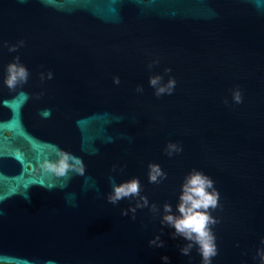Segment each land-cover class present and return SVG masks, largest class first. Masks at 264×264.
Masks as SVG:
<instances>
[{
  "label": "water",
  "instance_id": "95a60500",
  "mask_svg": "<svg viewBox=\"0 0 264 264\" xmlns=\"http://www.w3.org/2000/svg\"><path fill=\"white\" fill-rule=\"evenodd\" d=\"M16 56L30 77L9 90ZM61 150L83 175L40 168ZM149 164L167 178L149 183ZM193 171L219 192L212 264H261L264 0H0V264H201L161 223ZM132 179L139 196L109 203Z\"/></svg>",
  "mask_w": 264,
  "mask_h": 264
},
{
  "label": "clouds",
  "instance_id": "9594fccd",
  "mask_svg": "<svg viewBox=\"0 0 264 264\" xmlns=\"http://www.w3.org/2000/svg\"><path fill=\"white\" fill-rule=\"evenodd\" d=\"M23 41H19L17 45L8 46V51L16 52L19 47H22ZM5 46H7L5 42ZM6 75L3 78V84L9 90H15L18 86L26 84L30 77L29 70L20 62V57L16 56L13 62L9 63L6 67ZM165 71H170L166 69ZM52 78V74L48 73V79ZM44 77L41 75V80ZM161 80V77L156 76L150 78V85L156 87ZM115 83H119V79L116 78ZM175 88V80L170 79L167 86L159 87L156 90V96L167 93L171 95ZM137 91H140L138 88ZM234 100L236 103H242V97L239 91L234 94ZM51 115L50 109L42 110L41 116L48 118ZM181 147H178L174 143H169L166 147V154L171 157L173 153H180ZM148 181L152 184H158L162 180L167 178V174L161 169L158 164H149ZM40 168L46 172L54 174L58 177L65 176L69 171L76 172L83 175L85 172V166L83 161L74 155L67 153L63 150L57 153L56 160L45 159L40 163ZM140 194V182L138 179H132L129 182L120 184L119 186L113 184V194L108 197V202L115 204L117 201L139 196ZM219 192L213 187V181L203 173L199 171H193L185 177V182L181 186V195L179 197V204L177 205V211L179 216L172 214V207L169 204L164 205V212L161 223L165 224L172 229V238H183L187 243L180 248V252L184 256H189L193 247H196L199 255L201 256V264H212L213 258L218 255V248L216 243V236L213 232V227L219 223L214 218L211 211L216 210L219 207ZM143 205L138 204L137 207L147 206V197L141 196ZM155 208V205H153ZM135 212V209H131ZM127 215V213H122ZM264 244V240L261 241ZM149 246L157 248L164 247V241L160 236H156L153 240L149 241ZM257 255L260 257L261 264H264V249H259ZM161 260L164 264H168L169 258L162 256Z\"/></svg>",
  "mask_w": 264,
  "mask_h": 264
},
{
  "label": "flooded vegetation",
  "instance_id": "af4514ba",
  "mask_svg": "<svg viewBox=\"0 0 264 264\" xmlns=\"http://www.w3.org/2000/svg\"><path fill=\"white\" fill-rule=\"evenodd\" d=\"M4 135L7 136V137H9V136H11V132H10L9 130H5V131H4ZM26 168H27V169L30 168V163H27V164H26Z\"/></svg>",
  "mask_w": 264,
  "mask_h": 264
},
{
  "label": "trees",
  "instance_id": "16d2710c",
  "mask_svg": "<svg viewBox=\"0 0 264 264\" xmlns=\"http://www.w3.org/2000/svg\"><path fill=\"white\" fill-rule=\"evenodd\" d=\"M3 264H14V263H3Z\"/></svg>",
  "mask_w": 264,
  "mask_h": 264
}]
</instances>
